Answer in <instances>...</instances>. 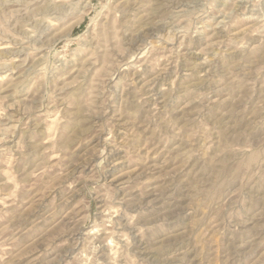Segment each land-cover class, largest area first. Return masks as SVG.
<instances>
[{"label":"rangeland","instance_id":"374dc122","mask_svg":"<svg viewBox=\"0 0 264 264\" xmlns=\"http://www.w3.org/2000/svg\"><path fill=\"white\" fill-rule=\"evenodd\" d=\"M0 264H264V0H0Z\"/></svg>","mask_w":264,"mask_h":264}]
</instances>
